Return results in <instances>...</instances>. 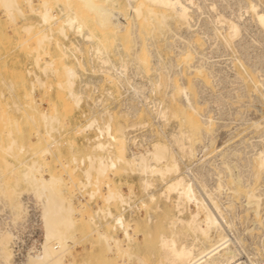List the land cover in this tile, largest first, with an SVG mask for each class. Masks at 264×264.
Segmentation results:
<instances>
[{
    "label": "rangeland",
    "instance_id": "obj_1",
    "mask_svg": "<svg viewBox=\"0 0 264 264\" xmlns=\"http://www.w3.org/2000/svg\"><path fill=\"white\" fill-rule=\"evenodd\" d=\"M24 1L25 0H19L24 15L20 16L18 14H14L12 21L9 20L4 13H2L3 11L0 7V104H2L7 111H9L8 114L10 117L12 116L11 118L13 120L15 119L16 121H18L17 126L18 127L20 126V128H17V126L12 127L13 128L12 135L18 142L17 143L18 146L20 145L23 147L21 153L18 150L13 149L14 151L16 150L15 152L13 151V153H16L17 151L19 152V154L18 152L16 153L17 155L15 154V155L7 156V154H4L3 152L0 151V154H2V156L0 155V157L2 159L4 158L6 161H9L11 164L10 166L15 167L14 169L8 170L9 168L6 167L5 162L1 159L0 182L6 184L7 187L14 188L16 191H18L19 188V190H23L22 191L23 194L30 195L31 194L30 188L27 186L26 183H23V181H21L22 180L21 173L25 169L24 166L26 167V165L30 164L34 160H36V162H38V164L41 166V172L39 174H36L37 177L38 175H42V174L45 177H48L49 176L48 174L54 176L56 175L60 176L62 181L57 185V187L60 193L66 197V199L68 200L67 202L70 203L72 202V206L74 207V210L76 212L75 225L77 228V230L75 231V237L77 238L74 237L76 242L71 240L68 241L70 247L68 252L65 254L64 262L68 263L70 261L74 263L96 264L101 258L97 264H102V262L104 264L105 263L117 264L118 262L119 264L118 256H120V254L114 251L106 252L105 248L103 247V244L96 240L97 238L95 234L89 233L92 227L94 226V224L92 225L84 222V219L87 217L85 215L92 214L95 210L97 211V214L94 217V221L96 225L98 226L100 225L99 226L100 229L105 228L104 227L105 219L110 223L112 222L111 217L109 218V216L106 215L104 219L101 212L98 211V207H101L103 209L106 207V204H104L103 201H100V197L98 198L97 196H95L92 199L88 200L89 198L86 195L88 194V191L91 188L89 187L88 189V187H86L87 183L84 180L80 179L81 177L80 169L86 166V162L83 165L80 163L78 164L77 162L82 156L84 157V154L90 152L89 150L92 141H89L87 138L88 136L93 137V135L96 134L97 132L96 129L94 131L95 127H92L88 130H83V131L80 130V127H82V125L85 123V118L87 119L88 116L90 117L91 112L94 111L93 113H97L98 109H100L98 106L95 107L92 104L94 97L95 95L96 97H99L102 103L104 104V105L102 104V107L106 106L105 108L110 109L113 113L116 114L117 117L114 115V118L116 117L115 122L118 123V125L121 128L127 125L130 127L131 124L134 125L137 124L136 126H132L130 128L128 126H127L128 128L125 127L127 128L126 131L132 129L137 130L138 128H141V126H139L140 124L145 127L144 130H147L146 131L147 136L153 134V140H162L164 143H166V138L163 136L162 133H160L161 131H163L164 134H168L170 131L174 132L177 131L178 128L180 129L183 128L186 124L182 123L179 117H172V116L169 117V119H167L166 121L160 120V122L159 121L152 122L151 115H149V113L146 112L145 110H141L139 114L133 118L130 115H123V112H121V110L123 111L122 108L123 105H121L123 99V91H122L123 89L121 87V84L117 83L115 80L112 79L110 80L109 78L110 76L108 75L109 76L108 77L107 74L102 73V71L99 70L100 68L95 71L91 70V65L96 64L93 63L95 59L92 60V58L90 57V55H92L93 57V54L94 56H96L94 52L92 53V51H90L91 49L90 47L94 43L91 44L86 39L81 38L82 36H80L74 30L68 31L66 38L57 34L53 29L51 35L48 32L50 38L49 40H45V43L43 41L42 43L43 47L37 49L38 50L37 52H39L38 64L34 63L33 57L36 54V51L33 48L34 44H32L31 41H27L26 43H23L24 45L26 44L27 47L25 46L24 48H22V46L19 45L21 43L20 42L21 40H19V38L25 39V37L27 36V34L25 35V33H23L24 31L22 30L21 26L24 24H33L35 26H33L32 31H34L35 27L36 29L39 28L41 29L42 27H44V25L40 23L39 17L35 12H31V11L27 12L30 10V7L26 3V1L25 3ZM61 1L63 0H60L59 5L56 4L52 5L53 6L52 13H54L57 17L61 16V13H63L64 5H67V3L69 5H72V2L76 3L75 2L76 0L75 1L69 0L68 2L64 0L61 5ZM123 1L124 0H122L121 2L125 4L126 2ZM192 1L193 4L190 6V8L193 11H191L190 23L192 26L191 30L194 33L191 32V30H188L184 23H178L175 21H171V22L169 21L167 24L168 26H162L158 28H156L157 27L156 24L154 26H151L153 24L147 25V23H145L143 26L140 27L141 35L139 36V43L147 44L146 41H149L148 43H150L151 41L150 45L147 44L146 46L152 45L153 48L154 47L156 48L155 49L156 53H158L159 55H161L162 53V55L160 56L162 60L167 58L165 60L169 61L171 58L174 57L173 55L175 54V49L171 47V43H173L174 38H176L177 43H179L181 47L184 48L186 47V49H189L191 51L190 57L191 55L193 56L195 54L193 51H198L199 54L201 55L205 54L203 56L206 59L208 58L206 60L203 57L205 62L207 64L211 62L212 68L215 70L214 72L216 71L219 72V73L216 72L215 73L216 75L209 76L208 77L209 79L207 78L208 79L207 82L203 83L202 81H199V83H197L194 88L196 89V91H198L196 92L195 98L196 100L199 101L200 103L199 105H201L200 111L207 112L213 117L212 130H211L213 143L211 144V146L208 145L206 149H200L203 147L201 145L204 144L201 141V139L199 140L200 138L198 137L199 135H195L194 136L195 139L192 143L194 154L193 156H189V157L187 155L183 156L182 160L179 161V167L180 169H184L183 167L184 164L193 167L196 164H200L202 160H204L205 162L201 171L203 175H206V172L210 173V175H208L206 182V184H208L206 185V187H208V189L210 190H214L215 189L214 187H216L215 186L216 175L218 172L220 173L219 169L222 167V164H224V163L221 164V162L224 161L226 162L228 161L227 163L230 165L231 172L239 171L244 177L250 178L249 179L250 188L252 189L253 192L259 194L258 197L260 196L258 198V202H259V206L257 207L258 211L255 210L256 207L253 204H247V205L245 204V197L243 196L245 190L244 188H239L237 192H234L235 193L234 194L230 192L231 189L228 187L229 182L226 180L221 183L222 188L213 191L214 192L213 196L222 205V210H223L222 212L224 215L223 220L225 219L226 223L229 224V227H225V234H227V236L231 239V241H233L234 248L235 249L238 248L237 249L238 256L240 254L241 255L243 254L242 256L240 255L242 257L241 259H246L247 256L246 260L261 257V254L263 252L262 250H264V192H263L264 173L256 176L255 178L251 177L250 170L246 165V158L249 155V153H251V149H252L250 146L249 147L247 146L248 142L253 143L255 147L258 148H260L264 143L262 142L264 141V134H263L264 129L262 125L264 124L263 123L264 103L262 102V99L259 96L260 94L257 90L258 88H260L259 86L261 84L259 83L260 80L261 82L264 81V30L257 24L253 11H250V8L248 6L249 0L247 1L192 0ZM251 1L257 4V10H264V0H251ZM41 2L42 0H31V7L37 11L41 9ZM64 2H66V4ZM121 4H120L121 8L126 9V7H128V4H126V6L123 5V7L121 6ZM99 11L100 9L98 10V12ZM219 13L221 16L219 15ZM222 18L223 19L225 18V20H223ZM60 19L62 20L63 18ZM87 19L89 20V18ZM228 21H233V22L237 21L236 23L238 24V26L240 25L239 34L242 35L241 37L244 38V40L242 38L240 39L241 44L239 46L236 44L239 37L233 38V40L227 43V45L226 42L223 41L225 34V33L223 34V32L226 31V34H229ZM193 23L194 24L196 23L195 24L196 26L195 25L193 26ZM91 24L92 23L90 20H89V24L87 21L88 27L89 26L92 27ZM51 26H52L51 28H53V25ZM175 33L177 34L176 37L174 35ZM185 33H187L188 36H186L187 34ZM201 34L202 35L204 34L203 35L204 37L201 36ZM129 35L130 34H128L127 37H124L123 34H117L115 37L113 36L114 38L113 37L108 38L110 39L109 40L110 42H108L107 39L106 41H104L103 39L100 40V42H103L102 44L104 46H107V49L104 48V50L106 49L105 51L109 54V57L112 59L108 57L107 53L106 56L113 63L116 62V64H118L120 61V57L122 58L124 56L125 57L127 56L126 59H130L129 57H131L132 54L129 52H131L132 50L133 53V51L138 49L137 48L138 46L136 47L135 45L131 44L132 47L131 45H129L130 46L129 48H131L130 50L125 49V51L127 50L126 52L124 51V49L121 50L124 51L121 53L123 56H119V54L114 53V50L115 52H117L118 51L117 48L121 47L118 41H121V43L123 44L130 43V42L127 43V38L129 39L131 37ZM194 36H196V38H193ZM183 37L187 39L186 43L187 46L189 47L185 45L186 43L184 44L185 39ZM192 42L194 46L193 44H191ZM115 43H118L120 46H118V44L116 45ZM142 44L141 47L142 48L144 47L145 49L146 46L145 45L143 46ZM113 45L117 47L115 48ZM152 46L150 48H152ZM164 46H166V48L169 49L167 50ZM190 46H192V48ZM243 46L245 47L244 49ZM44 52L47 54H45ZM126 53L129 54L127 55ZM246 54L247 55L249 54L250 57L249 56L247 57ZM184 56L181 57L184 59V61H186L189 57L187 56L188 57L187 58ZM181 57L177 58V61L180 62V65L182 66L183 59L182 61H180ZM116 58H118L119 61L116 60ZM237 58L238 61L236 60ZM48 59H51V61L53 60L52 69L54 71H48L44 75L40 71L39 66L42 64L44 60H48ZM239 59L241 60V63L239 62L240 61ZM231 60H232V64H230ZM97 61L98 60L96 57L95 62ZM213 61L215 63H213ZM217 61L218 63H216ZM64 65L73 67L78 71L79 75L76 79L74 89L82 88L81 86L82 82H80V79L85 81L88 78H97V77L100 78L99 83L97 82L96 85L97 88H95V90L93 89L92 84L90 85L89 83H88L89 86L87 85L86 87H84L83 89L84 95L79 106H75L71 100L67 99L65 91L57 86V83L63 80ZM131 66L128 65L129 68H131ZM148 66H150V63L148 64ZM142 69H143L142 75L146 74L145 76L148 77L150 76L149 74H152L151 69L146 70L148 68L145 66H143ZM128 71L131 72L132 70L128 69ZM145 71H148L149 73ZM182 73L184 78L186 79V82L188 83H191V80H194L195 76L196 77L200 76V75H195L193 72H188L184 65L182 66ZM191 73L193 75H191ZM235 73L237 76L235 75ZM217 75L219 76V78ZM239 75H241V77ZM251 75L253 76L251 77ZM225 76L227 77V79ZM176 78L177 77L175 76V79ZM241 78L243 80L245 78L246 79L242 82ZM134 79L135 81L137 79L138 81L142 80L139 78V76L138 78L137 76H135ZM37 81H38V85H37ZM41 82L44 83V86L43 83L41 84ZM30 83L32 87L30 86ZM30 87L33 88V90ZM61 94H63L64 99L62 98V96H60ZM88 94L89 95L91 94L90 95L91 98L90 97L87 98ZM31 97L35 101L32 104L30 103ZM70 102L72 103L71 109L69 108ZM43 112L48 114H55L59 122L58 124L55 125L57 127V131L56 130H55L56 132L51 131L52 137L56 138V142L50 146V150H51L50 154L49 155L45 154L43 156H40L38 150H40L41 147H44V143L42 139L46 137L45 134L46 129L43 125L42 119L39 118L41 117L39 114ZM95 116L98 118V121L101 122L99 112ZM257 119L261 120L262 122L260 123L259 127L253 128L254 126L250 125V123L251 121ZM144 122L147 123L145 124ZM143 123L145 125H143ZM181 123L184 125H181ZM75 125L78 126V128ZM61 127L63 128L61 129ZM219 145L222 146L224 145V147L222 148L223 150L220 153L216 151V148H219ZM212 147L215 148L212 149ZM172 148L175 149L176 152L178 151L176 150L177 149L176 146L174 147L173 145ZM117 151L119 152L120 149L117 148ZM139 151L142 152L143 150H139ZM12 156H16L14 157L15 159H12L13 158ZM73 156L76 158L75 162L72 160L74 158ZM199 157L201 158L200 162L199 160H197ZM17 162H19V164ZM17 164L20 166H18ZM71 170H72V175H69L68 173ZM128 170L129 168L126 167V165H123V167L122 165L118 166L113 171H109L107 173L108 178L106 180L112 182L117 188L119 186L118 190L124 196L126 197L129 196V198H127L128 205L131 206L129 207L127 205H124L123 206L124 210H122V213L125 222L128 223L130 227L136 225V227L138 228V229L136 228L135 233H131V230H129L133 238L135 237L134 243H131L133 245V246L131 245L132 246L131 249L133 248L132 251H135L134 253L145 258L149 264H159L160 250L158 249V247L154 248L155 250L154 253L149 254L148 252L149 250L148 247H150L153 243H155L157 233L162 231L168 234L170 229H172L170 227L171 223H174L175 225L174 227L178 228L179 226L176 224V218L177 217L187 218L190 213L196 211V208L192 204V202H189L185 205V210H183L182 213L178 214L174 203L176 199L175 194H171V198L169 201L165 200L162 196H160L161 191L165 187L166 179L157 176L151 177L152 186L149 189L155 195V200L148 201L146 194H144L145 192L141 191L140 175L137 172L134 171L131 172L130 170L129 171ZM173 176H174L173 174L167 175V177H171V178ZM16 178H19V180L21 179L20 182ZM15 179L18 181V182L16 181L17 188L14 187L13 185ZM6 185L3 186L7 188ZM84 187L88 190H85ZM100 187H101L100 191L102 192L100 193L101 194L105 193L106 192L105 185H100ZM83 189L85 192L83 191ZM129 189H131L132 192L129 191ZM200 191L202 190L200 189ZM9 193L10 191L4 192L0 190V195L3 194V196L0 197V229H3L4 226L7 227L8 225L9 229L11 230L12 227L17 226L21 222L20 221L21 219L18 220V223L15 225H13L10 222V219L12 217L11 212L13 211L10 209V205H8L10 201L9 198L7 197V194ZM142 201L146 203L145 206L141 204ZM79 204L80 207L82 205L83 206L85 205L84 209L83 208L82 210L79 209ZM115 205L116 204L113 202L109 204L112 214L121 211L122 207L118 205V203L116 206ZM134 205L136 207H134ZM9 209L11 211V212L9 211L10 213H8ZM148 215L150 217H147ZM198 217L202 218V215L199 214ZM146 232H149L150 236L147 237L146 239L147 241L146 240L144 241L143 236L141 237V234L143 235V233ZM110 233H112L115 237L120 238L122 244H124L122 231L119 227H117L115 230H110ZM189 234L186 237L187 241H191L193 238V235L191 233ZM120 262H122L123 264H140V262L137 259L135 258L128 259L126 258V256H122V257L120 256Z\"/></svg>",
    "mask_w": 264,
    "mask_h": 264
},
{
    "label": "bare ground",
    "instance_id": "obj_2",
    "mask_svg": "<svg viewBox=\"0 0 264 264\" xmlns=\"http://www.w3.org/2000/svg\"><path fill=\"white\" fill-rule=\"evenodd\" d=\"M25 1L30 7V10L27 12H30V11L35 12L39 17L40 23L44 25V27H42L41 29L40 28L36 29L35 27L34 31H32L33 26H35L33 24H24L21 26L22 30L24 31L23 33H25V35L27 34V36L25 37V39L19 38V40H21L20 42L22 43L21 44L19 42L20 43L19 45L22 46V48H24L26 44L24 45L23 43H26L27 41H31L32 44H34L33 48L36 51V54L33 57L34 63L38 64L39 52H37L38 51L37 49H40L41 47H43L42 46L43 41L45 43V40H49L50 38L49 33L51 35L52 29L57 34L65 38L67 36L68 31L74 30L76 31V33L82 36L81 38L86 39L91 44L94 43L92 46L90 44L91 46L90 48L92 49V50L90 49V51H92V53L94 52L96 56H94L93 54V57L92 55H90V57L92 58V60L95 59V61L97 57L98 61L93 62V63H96L95 65L92 63H91L92 65L90 64L91 70L95 71L100 68L99 70H101L102 73H105L107 74V76L108 75L110 76V77L108 76L110 80L111 79L115 80L117 83L121 84L123 87L126 88V91L130 90L129 95L125 98L124 102L121 103V105H123L122 106L123 111L121 110V112H123V115H130L133 118V117H136L141 110H145L146 112L149 113V115H151V118L155 119L156 121H159V122L160 120L166 121L167 119H169V117L172 116V117H179L181 122L186 124L183 128L180 129L177 127L178 128L177 131H174V132L170 131L168 134H164L163 131H161L160 133H162L163 136L166 138V143H164L162 140H153V134H150L149 139L144 136L143 139L148 140V146L145 147L144 150L141 152L139 150L137 151L132 150L131 145L135 143L134 142L135 140L133 137L129 135L128 131H126L129 126L127 125L128 127L125 126L127 128L125 127L121 128L118 125V123L115 122V118L117 117L116 114L113 113L110 109L105 108L106 106L102 107L103 103L101 104L100 109H98L97 113H93L94 112L93 111L90 113V117L88 116L87 119L85 118V123L82 125V127H80V130L83 131V130H88L92 127H95L94 131L96 129L97 133L94 134L95 136L93 135L94 138L91 140L92 143H91V147L89 150L90 152L86 151L87 153L84 154V157L82 155H81L82 157L79 156L81 158L77 161L78 164L80 163L82 165L85 164L86 162V166L80 169L81 170L80 179L84 180L87 183L86 187H88V189L89 187L91 188L88 191V194L86 195L89 198L88 200L92 199L95 196H97L98 198L100 197V201H103V203L106 204V207L104 209L101 207H98V211L101 212L104 219L106 215L109 216V218L111 217L112 222L110 223L109 221L105 219L104 221L105 228L100 229L99 227L100 225L99 226L96 225L94 221V217L97 214L96 210L92 214H88V215L86 214L85 216L87 217L84 219V222L87 224H92V225L94 224V226L92 227L89 233L95 234L97 238L96 240L103 244V247L105 248L106 252L114 251L120 254L121 257L126 256V258L128 259L135 258L140 262V264H149L145 258L134 253L135 251H132L133 248L131 249V247L133 246L131 243H134L135 237L133 238L129 230H131V233H135L137 227L136 225H134L133 227H130V225L125 222L123 213H122V210H124L123 206L124 205L129 206L128 199H127L129 198V196L128 197L124 196L118 190L119 186L117 188L112 182H110L109 180H106L108 178L107 173L109 171H113L118 166L122 165L123 167V165H126V167H128L131 172L134 171L140 175L141 191L145 192L144 194H146L148 201L155 200V195L149 189L152 186L151 177L157 176V177L166 179L165 187L161 191L160 196H162L165 200L169 201L171 198V194H175L176 199L174 203H175V207L177 209L176 211L178 214L182 213L183 210H185V205L189 202H192V204L196 208V211L193 213H190L187 218H183V217L176 218V224L179 226L178 228H175L174 223H171L170 227L172 229H170L168 234L162 231L157 233L155 243H153L150 247H148L149 248L148 252L149 254H152L155 251L154 248L158 247V249L160 250L159 264H264V250H262L263 252L261 254V257H257L253 259L246 260L247 256H246V259H241L242 258L241 256L243 254L242 255L240 254L241 256L240 255L238 256V253H237L238 248L236 249L234 248L233 241H231V239L227 236V234H225V227H229V224L226 223L225 219L223 220L224 215L222 212L223 211L222 205L213 196V193H214L213 191H216L222 188L221 183L226 180L229 182L228 187L231 189L230 192L232 193L237 192L239 188H244L245 190H244L243 196L245 197V204L246 205L253 204L256 207L255 210H257V207L259 206L258 198L260 196L258 197L259 194H256L255 192H253L252 189L250 188V183H249L250 178L244 177L239 171L231 172L230 165L227 163L228 161L226 162L223 160L224 162H221V164L222 163L224 164H222V167L219 169L220 173L218 172L216 175V185H215L216 187H214L215 188L214 190H210L208 189V187H206V185H208L206 184L207 178H208V175H210V173L206 172V175H203L201 171V169L203 168L204 162H205L204 160H202L200 164H196L193 167H190L185 164L183 165L184 169H180L179 167V161L182 160L183 156H186V155L188 157L193 156L194 150H193L192 143L195 139L194 137L195 135H199L198 136L200 137L199 140L201 139V141L204 144L201 146L205 148L202 147L200 149H206L208 145L211 146V144L213 143V139L211 136L213 117L207 112L200 111L201 105H199L200 104L199 101L196 100L195 98L196 92L198 91H196V89L194 88L196 84L199 83V81H202L203 83L207 82V80L209 79L208 77L216 75L215 73L217 71L214 72L215 70L212 68L211 62L209 64L205 62L204 60L205 57L203 56L205 54L201 55L199 54L198 51H193L195 54L193 56L191 55L190 57L191 51L189 49H186V47L185 48L181 47L179 43H177L176 38H174V42L171 43V47L175 49V54L173 55L174 57L171 58L169 61H166L165 59L167 58H165L164 60L166 62L160 58L162 53L161 55H159L158 53L155 52V49H156L155 47L153 48L152 45H151L152 48H150L151 46H146L147 44L150 45L151 41L150 43H148L149 41H146L147 44L141 43L143 46L144 45L146 46L145 49L144 47L142 48L141 44L139 43V36L141 35L140 27L143 26L145 23H147V25L153 24L151 26H154L156 24L157 26L156 28H158L162 26H168L167 24L169 21L170 22L175 21L178 23H184L187 29L191 30L192 26L190 23V18H191V11L193 10H191L190 6L193 4V1L192 0H124L123 2H126L124 4L121 2L122 0L121 1L120 0H93V1L92 0L90 1L89 0H76V1L73 0L76 3L72 2V5H69L68 3L67 5H64L63 13H61V16L59 17H57L54 13H52V7H53L52 5L53 4L59 5L60 0H42L41 9L37 11L31 7V0H25ZM63 1H61V5ZM65 1L68 2L69 0H65ZM66 2L64 3L66 4ZM87 2H88V5H87ZM120 4L122 7L123 5L126 6V4H128V7H126V9L121 8ZM248 6L250 8V11H253L257 24L264 30V10H257V4H255L251 0H249ZM0 7L3 11L2 13H4L5 16L11 21L13 20L14 14H18L20 16L24 15L21 9V4L19 0H0ZM99 9L100 11L101 10L102 11L98 12ZM60 18H63V19L61 20ZM87 18H89V20L92 23L91 24L92 27L89 26L90 28L87 25V21L89 24V20ZM223 20H225V18ZM228 22H229V26H228L229 34H226V31L223 32V34L225 33L223 41L226 42V45H227V43L231 42L233 38L239 37L238 41L236 42V44L239 46L241 44L240 39L242 38L241 37L242 35L239 34L240 25L238 26V24L236 23L237 21L236 22L228 21ZM195 24L193 23V26ZM51 25H53V28H51L52 27ZM170 29H171V26H170ZM191 32L193 31L191 30ZM117 34H123L124 37H127L128 34H130L129 36H131L129 39L127 38V43L130 42L129 44H126L125 43L126 41L124 42L125 44L121 43V41H118L121 47L117 48L118 53L115 52V50H114V53L119 54V56H123L121 53L124 52L125 49H129V50L131 49L129 48L130 47L129 45L132 44V45H135L136 47L138 46L137 47L138 49L133 51V53H132V50L131 52L128 51L129 53L132 54L131 57H129L130 59H126L127 56L126 57L124 56L125 58L120 57V61L118 58H116V60L119 61L118 64H116V62L113 63L112 61L108 59L109 54L105 51L107 49V46H104L102 44L103 42H100L101 39H103L104 41H106L107 39L108 42H110L109 41L110 39L108 38L113 37V36L115 37ZM174 35L176 37L177 34L175 33ZM203 35L201 34V36ZM186 36H188V34ZM183 38L185 39V37ZM193 38H196V36H194ZM242 39L244 40V38ZM186 40L187 39H185L184 44L186 43ZM115 44L117 45L118 43H115ZM119 44L118 46H120ZM191 44H193V42ZM185 45L187 46V43ZM114 47L116 48L117 46H114ZM164 47L166 48V46ZM190 47L192 48V46ZM104 48L106 49L104 50ZM244 48L245 47L243 46V49ZM123 49L124 51H121ZM106 53L108 57L106 56ZM181 56L182 57L188 56L189 58L187 57L188 59L184 61V59ZM248 56L249 54L247 55V57ZM179 57H181L180 61H182L183 59L182 62H183V65L186 67V70L188 72H193L195 75H200L199 76L200 78L194 75L195 78L194 80H191V83L186 82V79L184 78L183 73H182L183 65L181 66L180 62L177 61V58ZM236 60L238 61V58ZM52 61L51 59L44 60L42 64L39 66L40 71L44 75L48 71H54L52 69V65H53ZM230 62L229 63L232 64V60ZM239 62L241 63V60ZM149 63H150V66H148ZM213 63L215 62L213 61ZM216 63H218V61ZM128 65L129 66L132 65L131 68H129ZM143 66L148 68L146 70L151 69L152 74H149L150 76L147 75L148 77H146L145 76L146 74L142 75ZM128 69L132 71L129 72ZM145 72H148V71H145ZM78 75L79 74L76 69H74L73 67L64 65L63 66V80L57 83V86L65 91L67 99L71 100L75 106H79L83 98V95H84L83 89L84 87L88 85V81L85 80L83 82L82 88L74 89V85L76 83V79ZM191 75L193 74L191 73ZM135 76H137V78L139 76V78L142 80L140 82L139 81L136 82L134 79ZM175 76L177 77L176 79H175ZM239 76L241 77V75ZM252 76L253 75H251V77ZM244 80L242 79V82ZM42 83L43 82H41V84ZM259 83H261L259 85L260 88H258L257 90L260 94L259 96L261 97L262 102L264 103V81L261 82L260 80ZM37 85H38V81H37ZM30 86H31V83H30ZM43 86H44V83H43ZM31 89L33 90V88ZM148 93L150 96L153 94L152 100L150 101L151 103L150 106H147L143 102V98H149ZM63 94L60 95L62 96V98H63ZM88 95H87V98L89 97L91 98L90 96L91 94L89 96ZM98 99L100 98L98 97ZM34 102H35L34 99L31 97L30 103L32 104ZM72 103L70 102V107H69L70 109H71ZM26 105H29V104H26ZM8 112L9 111H7L2 104H0V125H1L0 127L1 128L0 129V151L3 152L4 154H7V156H11V155H15L18 151L21 153V150H23L22 149L23 147L20 145L18 146L17 144L18 142L12 135V132H13L12 127L17 126L18 121H16L15 119L13 120L11 118L12 116L10 117ZM98 112H99L101 122H99L98 118L95 116L96 114H98ZM39 115L41 116L39 118L42 119L43 125L46 129L45 131L46 137L42 139L44 143V147H41V149L38 150V153L40 156H43L45 154L49 155L51 151L50 146L56 142V138L52 137L51 131H55V130L57 131V127L55 125L58 124L59 120L55 114H48V113L43 112ZM114 115L116 116L115 118H114ZM261 122H262L261 120L257 119V120L251 121L250 125H253L254 126V127L252 126L253 128H257L260 126ZM24 123H25V120H24ZM144 123L146 124L147 122H144ZM144 123L143 125H145ZM182 123L181 125H184ZM136 125L137 124L135 125L131 124L130 127L136 126ZM262 125L264 129V124ZM139 126H142V125L139 124ZM76 127L78 128V126ZM17 128H20V126L19 127L17 126ZM62 128L63 127H61V129ZM15 130H18V129H15ZM173 145L174 147L176 146L177 148L176 150H178L177 152L175 151V149L172 148ZM247 146L248 147L250 146L252 149H251V153H249V155L246 158V165L248 166L250 170V173H251L250 176L255 178L256 176L264 173V143L262 144L260 148L255 147V145L251 142H248ZM223 147L224 145L223 146L219 145V148H216V151L220 153L223 150L222 149ZM117 148L120 149L119 152L117 151ZM214 148L212 147V149ZM13 149H16L18 151L16 153H13L14 151ZM0 155L2 156V154ZM12 157H13L12 159H15L14 157L16 156H12ZM1 159L2 158L0 157V160ZM2 160L5 162L6 167L9 168L8 170L15 168V167L10 166L11 164L9 161H6L4 158ZM72 160L75 162L76 158L74 157ZM197 160H199L200 162L201 158L199 157ZM17 163L19 164V162ZM24 168L25 169L23 170V172L22 173L20 172L21 179H22L20 180L23 181V183L27 184V186L30 188V193H31L29 196L32 197L33 202L36 205H39L40 220H41V232H40V238L38 240L39 245L37 246V249L33 251L27 257L24 264H84V263H74L70 261L68 263L64 262L65 254L68 252L69 247H70V245L68 244V241L70 240L75 241L74 237H75V231L77 230V228L75 225L76 212L74 210V207L72 206V202L71 203L67 202L68 200L66 199L64 195L60 193L57 187V185L61 183L62 181L61 177L57 175L56 176L50 175V174H48L49 175L48 177L43 176V174L38 175L37 177L36 174H39L41 172V166L38 164V162H36V160L26 165V167L24 166ZM68 174L72 175V170ZM171 174L174 175L172 178L167 177V175H171ZM16 179L19 180V178H16ZM16 179L13 185L14 187L17 188L18 181ZM3 185H6V184L0 182L1 191H4V192L10 191V193L7 194V197L9 198V201H10L8 205H10V209L13 212H11L9 209L8 213L11 212L12 217L10 219V222L13 225H15L18 223V220L21 219L20 221H22L25 216L24 195L26 194H23L22 193L23 190H19V188H18V191H16L14 188L7 187V185H6L7 188H5ZM100 185H105L106 187L105 188L106 192L103 194H101L102 192L100 191V188H101ZM88 189L85 188V190H88ZM200 189L202 191H200ZM129 191H131V189H129ZM1 196H3V194H1L0 197ZM85 201H84V204H85ZM111 202L115 203L116 205L118 203V205L122 207L121 211H118L117 213L112 214V211L110 210V207H109V204ZM141 204L144 206L146 205V203L143 201ZM82 206L80 207V204H79V209L81 210L82 208L84 209L85 205L83 207ZM134 207L136 206L134 205ZM158 208H159V205H158ZM199 214L202 215V218L198 217ZM147 217H150V216L148 215ZM5 225H6V222H5ZM7 227L4 226L3 229H0V264H13L12 252L10 248V242H11L13 234L11 230L9 229L8 225ZM117 227H119L122 231L124 244H122V241L120 238H117L112 233H110V230H115ZM189 233L193 235V238L191 241L186 240V237L188 236ZM142 236H143V240L145 241L147 237L150 236V233L149 232L143 233V235L141 234V237ZM120 256H118L119 264H123L122 262H120ZM102 264L104 263L102 262ZM112 264H116V263H112Z\"/></svg>",
    "mask_w": 264,
    "mask_h": 264
},
{
    "label": "built area",
    "instance_id": "obj_3",
    "mask_svg": "<svg viewBox=\"0 0 264 264\" xmlns=\"http://www.w3.org/2000/svg\"><path fill=\"white\" fill-rule=\"evenodd\" d=\"M92 79V80H90ZM89 84H92L93 89L95 90L97 82L100 81V78H88L86 79ZM82 79H80L81 84L83 85ZM138 82V79L136 80ZM141 81V80H140ZM139 81V82H140ZM81 85V86H82ZM122 87L123 91V99L129 95L130 90L126 91V88ZM149 98H143V102L150 106V101L152 100L153 94ZM95 107H99L102 104V101L98 99V97H94L93 103ZM152 122H158L155 119H152ZM145 127L141 126L137 130H128V133L131 137L134 138V144L131 145L133 151L144 150L145 147L148 146V140H144L143 137H147L149 139L150 135L147 136V130H144ZM97 133V132H96ZM143 134V135H142ZM95 136V135H94ZM94 136H88V140L91 141ZM147 141V142H145ZM24 206H25V216L23 220L15 227L11 228V232L13 234L10 248L12 252V262L13 264H24L27 257L37 249L39 245V238L41 232V220H40V207L33 202V199L29 195H24Z\"/></svg>",
    "mask_w": 264,
    "mask_h": 264
}]
</instances>
